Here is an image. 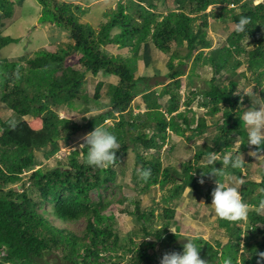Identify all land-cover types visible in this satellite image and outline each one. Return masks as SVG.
Listing matches in <instances>:
<instances>
[{
	"label": "trees",
	"instance_id": "16d2710c",
	"mask_svg": "<svg viewBox=\"0 0 264 264\" xmlns=\"http://www.w3.org/2000/svg\"><path fill=\"white\" fill-rule=\"evenodd\" d=\"M38 1L42 6L40 21L61 29L71 42L55 50L39 49L30 58H0V102L14 113L10 119L0 114V264H160L165 253L182 252L187 242L184 236L193 238L201 246L200 256L209 264H223L228 258L233 264H257L258 252H264V214L258 209L264 200V169L258 195L253 189H241L242 198L251 208L247 220L229 222L217 218V226L230 238L227 243L201 234L186 235L179 226L174 233L169 228V221L176 213L173 207L167 205L156 216L154 208L146 210L139 198L132 197L124 200L135 204L132 214L144 240L137 243L130 237L125 241L114 228V216L106 213L110 203L103 199V190L116 180L115 165L132 149L136 154L132 176L143 183L141 192H148L153 185L169 187L170 192L163 196V201L168 202L190 188L206 202L212 201L217 180L224 179L211 172L218 169L210 166L199 172L196 164L222 146L200 148L182 171L164 167L159 153L147 157L142 149L161 150L167 144L170 131L188 139L207 131L209 124L205 116L197 118L191 107L200 95L198 91H190L184 102L185 110L178 111L182 75L191 58H194L193 70L201 62L213 65L217 75L229 74V83L221 85L215 84L214 76L210 89L204 91V98L199 102L200 107L207 108V115L213 117L222 112L216 144L223 140L224 149H229L232 147L230 136L237 134L242 138V147H247L246 130L239 117L245 109L241 94L237 93L239 79L234 77L242 75L256 89L261 87V100H264V1L255 4V0H174L175 8L166 6L165 13L160 5H166L167 0H119L115 8L105 12L107 20L98 28L82 20L87 13L82 3L90 0ZM210 5L214 8L208 11ZM16 10L14 0H0V27L13 18ZM241 14L251 17L248 32L233 30L219 48L207 54L205 48H212L206 30L211 19L215 22L231 19L236 24ZM248 37L253 41L252 49L246 43ZM19 40L0 30V50ZM150 41L162 52L171 53L167 63L169 71L164 75L170 82L159 80V75L136 76V59L113 55L106 49L107 45H116L137 51ZM183 47L184 53L180 51ZM74 56H78V63H68ZM177 58L180 62L175 64ZM242 66L246 69L238 72ZM100 72L115 75L120 81L108 83V104L99 103L105 82H97L93 102L105 107L104 110L84 118L85 123L61 116V107L75 108L80 100L86 101L88 73L96 76ZM248 73L251 78L247 77ZM194 75L192 72L190 77ZM140 95L146 110L134 114L132 103ZM164 95L169 96L166 112L158 102ZM190 113L193 114L188 117ZM26 116L32 119L27 120ZM110 118L116 121L107 126L105 121ZM96 126L107 127L119 139L121 146L114 165L105 170L88 166L87 149L82 146L70 152L66 165L34 169L39 162L38 150L49 158L60 149L61 140L67 142L80 131H93ZM187 130L192 131L191 135L185 134ZM252 148L255 150L256 146ZM215 166L219 168L218 163ZM143 168L151 169L146 181L137 174V169ZM231 171L239 175L242 168ZM197 172L199 177L195 176ZM206 183L210 185L206 187ZM52 216L63 222H75L86 216V227L82 233H76L59 226ZM156 217L167 222L158 227ZM158 244L159 251L155 250Z\"/></svg>",
	"mask_w": 264,
	"mask_h": 264
},
{
	"label": "rangeland",
	"instance_id": "374dc122",
	"mask_svg": "<svg viewBox=\"0 0 264 264\" xmlns=\"http://www.w3.org/2000/svg\"><path fill=\"white\" fill-rule=\"evenodd\" d=\"M16 11L13 18L6 24L0 27V30L3 31L4 35H10L20 39L17 43H11L8 46L0 50V58L8 59H18L22 56L30 58L33 56L34 52L39 49H50L55 50L58 46H67L71 42L70 38L64 33L61 29L53 27L49 24H43L41 20L42 15V6L38 0H14ZM119 0H90L89 3L83 2L82 5L87 8V13L83 15L82 20L84 22H90L93 26L98 28L102 22H105L107 18L104 17V14L109 9L115 8ZM264 0H255V4H258ZM175 8L174 0H167L166 5H160V9L167 13V7ZM233 5H230L232 7ZM214 8L213 5L208 7V11ZM217 8H220L217 6ZM239 11V9H238ZM212 23H209L207 30V39L212 42V48H205V52L210 54L212 49L219 48L228 35L234 30L235 23L229 19L226 22H215L211 19ZM114 31H117L116 29ZM246 43L248 48H254L253 41L251 38H246ZM59 44V45H58ZM173 50L176 49L175 43L172 45ZM106 49L113 55H119L123 57H130L136 59L137 71L136 76L140 75H159L165 82H170L164 75L169 71L168 61L171 57V53H164L159 50L153 42L144 43L138 48V50L133 51L129 48L120 49L116 45H107ZM121 50V51H120ZM182 53L185 52V47L181 48ZM197 52V51H196ZM195 52V54H196ZM194 54V55H195ZM25 58V57H23ZM78 56H74L71 59H68V63H78ZM179 59H175L174 63L178 64ZM188 65L186 67V73L182 75L183 86L180 90L181 93V107L178 111H184L186 108L185 100L189 95V92L196 90L200 95L193 101L191 107L195 111V116L201 117L205 116L207 124L209 127L207 131L202 135H196L192 139H188L184 135H177L170 131V137L167 141V144L159 149L143 150L142 153L151 157L159 153V156L162 160L163 166H172L177 168V170L182 171L185 163L193 160L195 154L203 148L206 150L208 146L212 148H221V150L216 151L215 155L217 156V162L219 167L222 166V157L227 152H236L239 150V153L242 155L245 163L242 166L241 174H232L236 179H242L244 181L242 188L253 189L255 195H258L261 191L260 181L262 179L261 172L264 169V157L251 156L249 153L253 151L251 145L247 147H242V138L241 136L235 134L231 135L232 147L229 149H224L223 140L216 144L215 138L220 133L219 125L222 123V112L216 116L207 115V108L200 107L199 102L204 98V91L210 89V81L215 76V84H227L229 83L228 76L229 74L217 75L214 71V67L211 64H198L197 68L193 70L194 58H191L187 61ZM245 66L240 67L238 72L244 71ZM193 70V71H192ZM195 72L193 78L190 77V74ZM247 77H252L250 73L247 74ZM239 79V85L237 93L241 94L240 91L244 88H253V92L256 94V97H249L246 94L243 97L242 108H248L250 103H255L261 99L260 88L256 89V85L250 81L248 78L237 75L234 77ZM192 79V80H191ZM98 81H104L105 85L102 88V97L99 101L100 104L109 103V94L108 83H119V78L115 75H106L103 72H100L98 75L94 76L91 73H88L87 83L85 88V93L88 98L85 102L79 101L80 105L75 108L61 107L60 110L61 116L71 117L73 120L85 123L86 117L98 114L104 110L105 107L98 105L95 101L93 102V96L95 88ZM161 85L159 86L160 89ZM158 88V87H157ZM169 100L168 95L160 96L159 103H162L161 110L166 112L167 103ZM259 104H256V107H259ZM132 107L134 109V114L139 112H144L146 106L144 103L143 97L137 96L133 103ZM79 112V113H77ZM237 112V111H236ZM0 114L5 119H10L14 117L13 111L8 108L4 103L0 102ZM190 113L188 117H191ZM87 115V116H86ZM27 120L32 119V116H26ZM116 120L108 119L105 121V124L108 126L114 125ZM182 122V121H181ZM153 127V125L151 126ZM149 130L151 128L149 127ZM91 131L84 129L76 135H74L72 140L69 141H60V149L51 157L46 158L44 151L38 150L37 154V165L34 169H38L40 166L53 168L58 164L66 165L68 161V156L72 150L80 148L84 142V138L87 133ZM192 131L187 130L185 134L187 136L191 135ZM241 145V146H240ZM220 152V153H219ZM264 155V153H261ZM207 156H204L197 165V170L200 172L202 169L209 168L210 166L206 163ZM136 154L130 149L129 154L122 159V161L115 165V170H117L116 180L112 183H108V189L103 190V199L110 203L108 205L106 213L108 215L112 214L114 216L113 224L114 228L119 232L123 240L128 241L130 237H134L136 242L144 240L143 233L141 231L140 225L136 220V216L132 214V211L135 210V204L129 199L124 200L125 197L137 199L139 198L142 208L149 210L150 208L155 209V214L158 216L162 213L163 208L167 205L173 207L176 211L175 217L169 221V228L176 230V227L181 228L182 233L186 235L190 234H201L208 239H218L223 243H227L230 238H228L224 229H220L217 226V216L215 215L211 202H206L202 196L194 193L190 188L181 192L180 195H174L170 201H163V196L168 195L169 187L161 188L159 185H153L148 192H141L140 186L143 183L135 180L132 176V170L135 168ZM32 172L30 170L28 175ZM195 176H200L197 172ZM223 179H225L223 177ZM27 180V178H25ZM180 182V181H179ZM256 183V185L252 183ZM210 183H206V187ZM20 188V187H19ZM95 199L98 200V195L94 193ZM37 196V195H36ZM35 196V197H36ZM50 206V205H49ZM264 214V207L258 208ZM55 222L61 227H68L70 230L76 233H82L86 227L87 218L82 216L79 220L75 222H63L56 219L55 216H52ZM158 227L161 223L167 222V220L157 219ZM246 226V224H244ZM172 231V230H171ZM141 240L139 241V239ZM149 239V238H147ZM160 244H158L155 250H160ZM153 251V250H152ZM130 255H127L130 258ZM224 264V263H223Z\"/></svg>",
	"mask_w": 264,
	"mask_h": 264
},
{
	"label": "clouds",
	"instance_id": "9594fccd",
	"mask_svg": "<svg viewBox=\"0 0 264 264\" xmlns=\"http://www.w3.org/2000/svg\"><path fill=\"white\" fill-rule=\"evenodd\" d=\"M251 22V17L241 14L235 24V32L247 33L248 25ZM254 87L244 88L240 91L241 102L245 94L252 98L256 97V94L253 92ZM256 104L260 106L256 107ZM244 109L243 114L239 115V117L246 130V143L256 146L255 150L249 154L259 159L260 157H264V155H261V153H264V100L259 99L251 107ZM82 146L87 149L85 163L96 169L105 170L116 162L117 153L121 145L117 135L113 131L104 126H96L93 131L86 134L81 148ZM216 162L217 156L215 152L210 151L207 155L206 163L218 169V171H211L217 177L225 178L224 180H217V186L211 193L212 201L210 205L215 215L229 222L247 220L251 208L242 198L240 191V187L244 181L234 178L231 171L242 168L245 163L242 155L239 153V150L236 152L229 151L223 155L221 167L217 168L215 166ZM137 174L141 179L146 181L151 175V169H137ZM200 182L204 183V180L201 179ZM261 207H264V200L261 201ZM171 230L176 233L172 227ZM150 232L154 233L156 231ZM184 237H187V242L183 244L182 252L173 251L165 253L160 260V264H209L208 261L202 259L200 256L201 246L193 238ZM148 238L151 239V237ZM258 257L257 264H264V252H258ZM224 264H233L232 259H226Z\"/></svg>",
	"mask_w": 264,
	"mask_h": 264
},
{
	"label": "bare ground",
	"instance_id": "6f19581e",
	"mask_svg": "<svg viewBox=\"0 0 264 264\" xmlns=\"http://www.w3.org/2000/svg\"><path fill=\"white\" fill-rule=\"evenodd\" d=\"M121 51V50H120Z\"/></svg>",
	"mask_w": 264,
	"mask_h": 264
}]
</instances>
